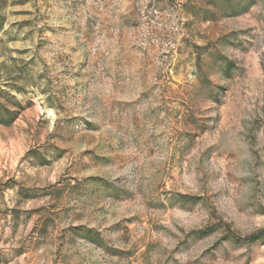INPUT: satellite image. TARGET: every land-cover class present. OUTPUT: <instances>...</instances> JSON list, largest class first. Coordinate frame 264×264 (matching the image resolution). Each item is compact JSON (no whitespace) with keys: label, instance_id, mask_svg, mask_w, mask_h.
I'll return each instance as SVG.
<instances>
[{"label":"rangeland","instance_id":"obj_1","mask_svg":"<svg viewBox=\"0 0 264 264\" xmlns=\"http://www.w3.org/2000/svg\"><path fill=\"white\" fill-rule=\"evenodd\" d=\"M0 264H264V0H0Z\"/></svg>","mask_w":264,"mask_h":264}]
</instances>
